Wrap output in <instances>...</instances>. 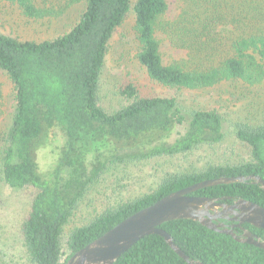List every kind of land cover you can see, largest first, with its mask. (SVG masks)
<instances>
[{"label": "trees", "instance_id": "16d2710c", "mask_svg": "<svg viewBox=\"0 0 264 264\" xmlns=\"http://www.w3.org/2000/svg\"><path fill=\"white\" fill-rule=\"evenodd\" d=\"M39 20L54 14L36 0H0ZM167 0H86L78 23L42 41L0 33V69L15 88L11 124L0 151V179L13 189L33 188L30 210L18 233L27 264L67 260L132 214L197 182L241 175L264 179V123H234L249 158L167 172L142 196L109 206L67 231L89 190L113 167L157 158L189 156L216 148L227 137L216 109L188 107L177 97L121 89L128 104L108 112L100 103L101 77L114 32L135 15L137 60L152 81L178 90H202L226 82H264V0H181L167 19ZM161 32L184 55L165 64ZM5 99L0 84V117ZM197 196L244 198L264 207V190L251 182L201 189ZM174 242L205 264H264V249L239 242L201 223H163ZM257 232V229H253ZM262 230L259 234H262ZM115 264H188L158 235L143 237Z\"/></svg>", "mask_w": 264, "mask_h": 264}, {"label": "rangeland", "instance_id": "374dc122", "mask_svg": "<svg viewBox=\"0 0 264 264\" xmlns=\"http://www.w3.org/2000/svg\"><path fill=\"white\" fill-rule=\"evenodd\" d=\"M54 14L33 20L25 17L14 4H0V33L22 40L54 39L69 32L79 21L86 0H36ZM167 19H174L181 9V0H167ZM135 15L131 12L116 29L101 77L100 103L114 112L128 104L121 94L128 84H134L141 95L177 97L182 105L216 109L225 116L227 137L216 148L201 147L189 156L157 158L128 166L111 168L84 198L78 212L67 227L84 225L109 206L131 200L153 191L167 172L203 167L208 163H236L249 158V149L235 138L234 123L238 120L252 124L264 123V82L249 86L240 82H226L202 90H178L151 80L137 60ZM163 61L170 64L184 52L173 49L166 37L158 32ZM0 84L4 92V113L0 117V151L4 136L11 124L15 106V88L8 74L0 69ZM33 188L13 189L0 179V264H27L26 252L18 233L21 220L30 210Z\"/></svg>", "mask_w": 264, "mask_h": 264}, {"label": "water", "instance_id": "95a60500", "mask_svg": "<svg viewBox=\"0 0 264 264\" xmlns=\"http://www.w3.org/2000/svg\"><path fill=\"white\" fill-rule=\"evenodd\" d=\"M259 184L264 190V179L258 175H241L236 177H219L197 182L186 188L172 192L154 204L132 214L108 230L82 249L73 254L65 264H115L135 243L152 234L162 236L170 247L188 264H205L192 259L176 245L170 233L160 228L168 221L189 219L201 223L214 231L231 235L239 242L252 244L264 249V240L248 232L240 237L234 226L247 222L264 229V207L244 198L206 197L194 195L195 192L217 185L246 183ZM226 200H234L228 204ZM229 213L234 214L230 217ZM219 219L234 220L238 223L227 226L218 223Z\"/></svg>", "mask_w": 264, "mask_h": 264}, {"label": "flooded vegetation", "instance_id": "af4514ba", "mask_svg": "<svg viewBox=\"0 0 264 264\" xmlns=\"http://www.w3.org/2000/svg\"><path fill=\"white\" fill-rule=\"evenodd\" d=\"M228 204H234V200H226L225 201ZM230 217H233L234 214L229 213ZM218 223H225L227 226H233L236 225L238 222L234 220H227V219H219ZM253 229H257V232L253 231ZM233 230L240 236V237H245V234L250 232L254 235H256L260 240H264V229L262 228H257L250 223H243L241 226H234ZM263 231L262 234H259L260 231Z\"/></svg>", "mask_w": 264, "mask_h": 264}]
</instances>
